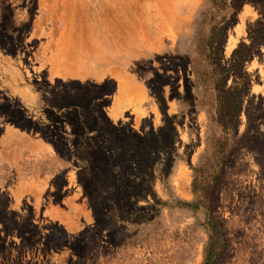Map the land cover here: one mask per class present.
<instances>
[{
    "label": "rangeland",
    "instance_id": "374dc122",
    "mask_svg": "<svg viewBox=\"0 0 264 264\" xmlns=\"http://www.w3.org/2000/svg\"><path fill=\"white\" fill-rule=\"evenodd\" d=\"M0 264H264V0H0Z\"/></svg>",
    "mask_w": 264,
    "mask_h": 264
},
{
    "label": "bare ground",
    "instance_id": "6f19581e",
    "mask_svg": "<svg viewBox=\"0 0 264 264\" xmlns=\"http://www.w3.org/2000/svg\"><path fill=\"white\" fill-rule=\"evenodd\" d=\"M89 43V42H88ZM92 43V45H93V42H91ZM88 45V44H87ZM86 46V45H85ZM77 62V61H76ZM76 65H78V64H76ZM78 67V66H77Z\"/></svg>",
    "mask_w": 264,
    "mask_h": 264
}]
</instances>
